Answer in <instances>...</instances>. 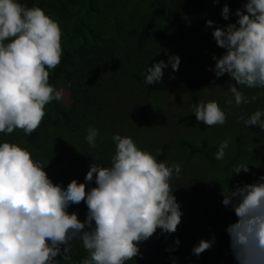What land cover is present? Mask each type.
Segmentation results:
<instances>
[{"label":"clouds","instance_id":"1","mask_svg":"<svg viewBox=\"0 0 264 264\" xmlns=\"http://www.w3.org/2000/svg\"><path fill=\"white\" fill-rule=\"evenodd\" d=\"M232 14L234 23L211 33L224 52L211 57L215 63L208 70L216 78L227 74L235 81L229 83L225 103L240 106L258 99L245 96L243 87L264 89V0H245ZM221 17L229 20L227 3ZM206 26L211 28L213 21L207 20ZM61 35L58 22L40 7L0 0V133L20 129L30 135L40 126L45 105L62 99V91L49 83V70L61 62ZM179 64L178 56L169 55L167 62L147 66L144 83L161 82L163 70L170 66L176 71ZM193 111L196 121L207 126L226 122L215 100L201 101ZM238 119L246 128L257 126L264 132V110ZM98 136L97 128L86 129L90 148L97 147ZM111 139L115 148L110 165L93 162L84 182L72 179L66 187L53 183L27 148L0 140V264H72L69 253L75 242L87 253L80 264H127L141 255L140 244L157 229L161 234L176 231L183 212L170 181L180 176L181 165L158 160L159 152L153 155L137 147L130 136L113 133ZM228 147L229 140H222L214 158L222 160ZM241 171L247 173L249 166L236 164L233 173ZM93 181L95 187L86 191ZM222 196L221 203L236 216L226 228L235 264H264V175L254 183L227 188ZM81 201L87 207L83 221L68 211ZM214 242V236L200 239L191 252L199 256Z\"/></svg>","mask_w":264,"mask_h":264},{"label":"rangeland","instance_id":"2","mask_svg":"<svg viewBox=\"0 0 264 264\" xmlns=\"http://www.w3.org/2000/svg\"><path fill=\"white\" fill-rule=\"evenodd\" d=\"M166 2L164 0L165 4ZM93 4L111 11L117 17L118 29L106 17L93 14L83 16L84 0L76 5H67L66 10L54 1L47 7L61 29V45H67L69 50L76 48L83 38L90 42L87 33L78 30L79 20L101 31L105 38L113 39L121 46L116 61L111 63L104 73L110 84L109 86L105 84L106 87L108 86L106 89L103 87L101 99L97 101L90 99L92 104L96 101L90 113L87 108L90 106L89 102L84 101L79 94L71 95L66 81H58L53 86L62 91L61 100L65 107L74 110L78 118V115L83 116L82 123L85 124V129L89 126L93 127V123L96 125L102 146V166H109L111 156L114 154L115 145L111 139L113 133L130 136L137 147L153 155L159 152L158 160H166L168 164L179 163L181 174L179 177L173 176L170 181L172 189L175 190L173 194L183 212L177 227L193 235L197 242L200 239L210 240L214 236L213 246L204 253H214L216 259L213 264H235L230 247L222 248L221 251L218 249L225 236L224 223L205 218L202 215V208L219 215H227L231 208L221 203L222 192L227 188L234 189L235 181H247L257 167H262V172L254 182L264 175V132H261L257 126L246 128L243 121L238 119L241 115L246 118L257 109L264 110V95H261L264 89L243 87L245 96L250 98L252 95H257L258 99L240 106L227 105L225 101L230 96L227 94V89L229 83L235 84V81H230L227 74L219 78L214 77L211 84L200 94L199 102L215 100L225 111L226 122L222 126H207L196 121L195 116L184 119L186 115L193 113L192 101L188 98L148 95L129 77L133 73L145 75L147 66L150 67L160 60L167 62L169 55L178 56L180 64L176 71L170 66L164 69L162 78L166 76L172 80L186 81L213 74L208 70L215 63L211 57L216 55L218 58L220 53L213 44L211 33L216 27L234 23L236 18L230 15L229 20L225 21L221 17L218 3L214 4L213 0H209L201 9L194 11L193 18L177 42L175 40L169 46L150 42L143 49L137 50L133 46V36L135 29L145 17L148 0H93ZM207 20L213 21L211 28L206 26ZM114 73L119 75L115 78L119 80L120 77L122 81L121 84L119 83L118 91ZM99 106L100 109L94 112L96 110L94 108ZM47 111L45 105L44 118L40 126L30 135H25L22 130L17 129L7 135L0 133V140H7L27 148L32 153V158L46 167L45 171L53 183L66 187L72 179L77 180L78 172L76 166L69 165L67 158L62 154L64 150L62 145L69 142L76 144L79 139L84 140L86 134L84 131L79 132L76 134L78 139L72 142L68 138L67 130L59 127V124L46 126L44 120ZM94 113L99 116L95 118ZM60 133L62 135L65 133L66 136H61ZM237 138L247 152L233 159ZM183 139L197 147L205 140L208 158L198 152L189 154L188 149L181 144ZM224 139L229 140V147L225 150L224 158L216 160L214 153ZM239 163L247 164L249 171L234 174L233 168ZM235 221L236 216L232 211L229 224ZM177 238L180 241L178 246L175 244ZM191 249L188 240L178 232L161 234L157 229L152 237L140 244L141 255L127 263L172 264L175 259L176 264H209L204 255H193ZM80 261L82 259L74 258L72 264H80Z\"/></svg>","mask_w":264,"mask_h":264},{"label":"trees","instance_id":"3","mask_svg":"<svg viewBox=\"0 0 264 264\" xmlns=\"http://www.w3.org/2000/svg\"><path fill=\"white\" fill-rule=\"evenodd\" d=\"M56 4H59L62 9H67V5L79 4L81 0H52ZM49 0H20V2L27 6H37L44 10V12L49 15L52 19L51 12L48 10ZM148 0V9L146 11L145 17L140 23V25L135 29L133 36V46L137 49H143L150 42H159L164 46H169L173 44L176 40L178 41L182 33H184L187 24L193 18V13L197 9H201L209 0ZM245 0H219L218 6H222L227 3L230 9V15L234 16L232 13L235 12L237 8H240ZM83 16L98 15L103 16L111 20L112 24L118 29L117 17L109 10L101 9L93 4V0H84ZM236 18V17H235ZM78 30H84L89 41L83 38L79 45L73 50H69L65 45L62 44V55L61 62L54 68L49 70V83L54 84L58 81L64 80L67 83V87L71 92V95H80L84 101L89 102L90 106H87L89 113L92 112L94 104L97 100L103 97V87L106 89L110 84V80L104 76V73L109 68V65L116 61V58L120 54L121 46L116 44L113 39L108 40L104 37L101 31L95 30L87 26L82 20L78 22ZM213 44L215 48L219 51L220 55L223 54L224 49L218 47L213 39ZM120 69V67H118ZM117 69V68H116ZM117 69V70H119ZM116 70V71H117ZM119 75L114 73V78H118ZM214 73L202 78L191 79L186 81L172 80L169 77L164 76L161 82H156L152 85H146L144 83L145 75L141 73H133L129 77L130 80L139 85L146 94H158V95H172L175 98H188L192 101V105L199 103L200 94L211 84L214 79ZM116 79V78H115ZM115 85L117 91L119 88V83L121 84V79H116ZM120 81V82H119ZM105 84H108L106 87ZM91 100L96 99L92 104ZM79 100V99H78ZM100 103V102H99ZM48 111L44 122L46 126L58 125L63 127L68 132V138L73 142L74 139H78L79 132H85V124L82 123V117L79 118L72 109H67L63 104L62 100L52 101L50 104L46 105ZM94 112L100 109L95 107ZM76 115V116H75ZM86 115V114H85ZM84 115V116H85ZM95 118L99 115L94 113ZM194 116V111L192 114H188L184 119H190ZM56 125V126H57ZM93 127L96 125L93 123ZM56 134V133H55ZM61 136H64L65 133ZM59 135V136H60ZM66 136V135H65ZM84 136V135H83ZM81 136V138H83ZM59 140V138L57 139ZM181 144L188 149L189 154L202 153L208 158L205 151L206 141L201 142V146L197 147L192 145L189 141L183 139ZM64 149L62 154L67 158L69 165L76 166L78 176V182H84V177L89 169L91 163H96L102 166V146L99 138L97 137V147L90 148L87 142L79 139L78 143H65L62 145ZM245 151L240 143L239 138L236 139L235 154L233 159L237 156L245 153ZM64 158V157H63ZM72 163V164H71ZM262 172V167H257L253 170L250 178L245 182H233V186H242L243 184L254 183L258 174ZM90 187H95V182L86 184V191ZM69 213L76 212L78 219L83 221L86 217L87 207L83 201L79 204H72L68 209ZM232 210L225 216L213 213L207 208H202V215L205 218L216 220L224 223L225 226V236L219 246V251L222 248L229 247V237L226 233V228L229 224ZM176 232L183 235L189 242L191 248L198 242L196 238L189 234L186 230L177 227ZM204 255L209 264L215 262L216 257L214 253H201ZM72 259H83L87 253L84 251L82 245L79 242H75L69 253ZM61 257H57L60 260ZM67 262L61 261V264H66ZM69 263V262H68ZM128 264V263H127Z\"/></svg>","mask_w":264,"mask_h":264}]
</instances>
